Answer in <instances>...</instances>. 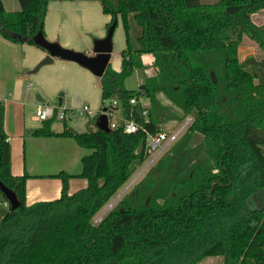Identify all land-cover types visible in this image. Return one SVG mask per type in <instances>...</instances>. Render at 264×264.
I'll return each mask as SVG.
<instances>
[{
	"label": "trees",
	"instance_id": "trees-1",
	"mask_svg": "<svg viewBox=\"0 0 264 264\" xmlns=\"http://www.w3.org/2000/svg\"><path fill=\"white\" fill-rule=\"evenodd\" d=\"M52 1L76 0H18L17 12H6L0 0V37L40 48L32 38L38 32L45 37ZM92 1L110 17L106 31L120 18L125 35L120 70L108 65L99 77L101 101L117 98L121 115L132 114L151 134L167 121L193 120L93 224L146 160L145 133L126 134L121 127L103 132L91 120L83 132L64 120L62 132L54 133L56 118L42 121L31 136L70 138L92 151L80 159L76 176L86 186L68 194L75 176L60 171L49 176L61 181L60 196L27 205L30 176L10 172L0 104V182L19 201L0 220V264H198L210 257H221L222 264H264V208L253 206V197L264 194V59H238L243 37L264 54V26L252 21L264 0ZM144 54L152 55L156 74L127 90L124 81L143 68ZM131 98L148 100L147 123L142 106L129 105ZM197 135L201 141L191 145Z\"/></svg>",
	"mask_w": 264,
	"mask_h": 264
},
{
	"label": "crops",
	"instance_id": "crops-1",
	"mask_svg": "<svg viewBox=\"0 0 264 264\" xmlns=\"http://www.w3.org/2000/svg\"><path fill=\"white\" fill-rule=\"evenodd\" d=\"M76 1H82L84 4H89L88 1L91 0ZM63 2L64 1H52L48 4L46 16L44 19L45 38L48 41H56L63 47L86 51L83 53L91 55L92 45L90 40L88 39L89 36H84V41L78 38L79 36H81H78V24L81 25L82 23V25L86 27L88 32H91L93 35H95H92L93 37H95V39H101L106 34L104 27L105 24L110 21V17L103 16L102 14L98 15V13H94L89 7V10L84 8L83 6H79L83 7L82 10H80L78 7L76 8L77 10H72L70 8L62 9L61 7H63ZM1 3L6 12H17L20 10L18 0H1ZM261 11L253 14L252 18L253 16L259 15ZM71 14H73V16L69 17ZM80 16H85V18H80ZM95 17L97 19V22L95 21L96 19H94ZM93 23H95L96 25V29L98 30L97 33L94 31L95 25H93ZM4 53L6 54L5 56L3 55ZM45 56V51H42L41 49H38L32 45L15 44L0 37L1 105L7 98L17 99L19 96L23 95V93H28L29 87L27 84L25 85L28 79L23 73L25 70L29 69L32 72L34 67ZM4 59L7 60L3 61ZM141 60L143 66H146L148 64L152 65L153 57L150 54H144L141 56ZM52 63H57L62 67V75L58 79L54 80L46 78L35 79V84H33L32 82L31 86L35 85L39 90H41L42 88L44 90V83L47 84L46 86L51 87L54 93H56L57 91L59 92L57 105L64 109H69L66 106L67 102L62 95L64 94L62 91L65 90L62 87L66 86L65 82H68V84L75 83L88 86L93 81L90 75L92 73L71 61L53 58ZM4 66L9 75L13 74L15 80L12 88L9 89L7 87L4 88L1 81L2 78H7L1 71L2 67ZM144 72L147 74V69L144 68ZM144 80L140 79L137 84V88L144 83ZM37 95L43 99V102L36 100V104H29L35 108H37L39 105H43L46 102L40 94ZM166 102L168 101L166 100ZM141 105L148 108V100L141 99ZM24 107L25 104L19 103V101L9 103L4 108L3 126L4 131L7 135V141L10 145L11 174L13 176H20L23 173H26L30 176V178L26 180L25 186L26 204L30 205L38 201L54 200L60 196L61 181L59 179L50 178L49 176L55 175L60 171H63L72 176H77L78 174L70 172V166L71 161L73 162L75 160H78V148L80 147L76 143H70L69 138H43L31 136L30 133L33 131V129H38L40 128V126L30 129L26 127L27 124L24 118V113L21 112L24 110ZM115 111L118 115L121 113L119 107L116 108ZM69 120L71 119L65 120L66 123ZM51 128L54 133H60L63 130V128H61L60 130H54L53 125ZM85 186L86 180L73 177L68 181V194H72L80 189H83L85 188Z\"/></svg>",
	"mask_w": 264,
	"mask_h": 264
},
{
	"label": "rangeland",
	"instance_id": "rangeland-1",
	"mask_svg": "<svg viewBox=\"0 0 264 264\" xmlns=\"http://www.w3.org/2000/svg\"><path fill=\"white\" fill-rule=\"evenodd\" d=\"M91 1H88L89 4H84L82 1H80V2L64 1L63 7H61V8L62 9L63 8H70L72 10H77L76 9L77 7L80 10H82L83 7L88 9V10L90 8L94 13H98V15L102 14L103 16H108V15L103 14L101 7H100V4L98 2H96V1L91 2ZM218 1L219 0H199V2L201 4H214ZM79 6H83V7H79ZM52 11H51V13H52ZM72 16H73V14H71L69 17H72ZM80 18H85V16H83V17L80 16ZM63 19H64V17H63ZM94 19H96V17ZM95 21L97 22V19ZM252 21H254L256 25L258 24L259 26H261V25L264 26V10H262L259 15L253 16ZM93 25H95V23H93ZM104 28H105L104 30L106 31V24H105ZM62 31H63V29H62ZM94 31L96 33L98 32V30L96 29V25L94 26ZM105 31H104V33H105ZM79 35H81V36H79ZM86 35L89 36L88 39L90 40L91 45L93 46V42H94V40H96L95 37H93L95 35H93L91 32H88V30L86 29V27L84 25H82V23H81V25L78 24V36H79L78 38L80 40L84 41L85 40L84 36H86ZM51 42H56V41H51ZM15 44H26V43H15ZM64 48H67V47H64ZM124 48H125V35H124V30L122 27L121 20H120V18H118L116 26L114 28L113 35H112V57H111V60L109 63L110 68L114 71L120 70V63H121L120 52ZM38 49H40V48H38ZM67 49H71V48H67ZM41 50L44 51L43 49H41ZM71 50L78 51V52H86V51H80L77 49H71ZM238 50H239L238 59H240L241 63H244L249 58H253L256 61H260V60L264 59V54L262 53V51L257 47V45L254 42H252L247 37H243ZM3 55L5 56L6 54L4 53ZM6 60L7 59H4L3 61H6ZM244 66L246 68L251 67L250 65H247V63ZM144 68L147 69V71H148L147 74L144 72ZM1 71L7 77V78H2V80H1L3 87L4 88L7 87L8 89L12 88L14 81H15L13 74L9 75L8 71L5 69V66L2 67ZM23 74H25L26 78L28 79L27 82L25 83V85L27 84L29 87L28 93L27 94L23 93V95L19 96L17 99L7 98L3 101L2 106L5 108L9 103L17 102V101H19V103H24L25 107H24V110L21 112L24 113V118H25L26 124H27L26 127L28 129L37 128L38 126L42 125V122H39L34 118L36 108L32 107L29 104L30 103L36 104V102H37L36 101V95L40 94L44 98V100L46 101L44 103V105H55V104L57 105L58 98H59L58 97L59 92L57 91L56 93H54L52 91L51 87H47L46 86L47 84H45V83H44V90H43V88L41 90H39L35 85H33V84H35V79H39V78H46V79H53V80L58 79L62 75V67L59 66L57 63H50V64L43 65L36 72H31V70L29 69V70H25ZM155 74H156V69L152 65H149V64L146 66H143L142 69H137V70L135 69L132 72V74H130L125 79L124 87L127 90H135L137 88V84L140 81V79L144 80V79H146L145 77H150V76L152 77ZM90 75H91L93 81L88 86H86L84 84H75V83L74 84H68V82H65L66 86L62 87L65 89V90L63 89L64 91H62L64 93L62 95L64 96V98L67 102L66 106L69 109H80V108H82L83 105H87L91 111L95 112L93 114V117H92V118H95L98 116V113L103 109V107H107L109 105V102L111 99L106 100V101H101L100 88H99V78L94 76L93 74H90ZM32 82H33V84H32L33 86H31ZM157 97L162 104L169 105V103L166 102V99L164 98V96L162 94H158ZM113 100L118 102L117 98H113ZM171 109H172V111H176V113L181 115L180 111H178V109H176L175 107L171 106ZM188 117H192V116H188ZM186 118H184L180 121L171 120V121H167L165 123H162L158 126L159 131L165 132L168 134H170L171 132H175L177 129L180 128V126H182V124L185 122ZM89 120H91V119L88 118L86 115H82V116L78 117L77 119H71V120L67 121V126L71 127L72 129H74L78 132H83V131L87 130V125H88ZM52 125H53L54 130H60L61 128H63V121L57 120ZM186 129L187 128L185 127L183 132H181L180 136L186 131ZM201 139H202V136L197 135L194 138V140L192 141L191 145L198 144L201 141ZM69 141H70V143H73V144L75 143L74 140H72V139H70ZM78 149H79L78 160H75L73 162L71 161V166H70L71 167L70 172H72L74 174H79L81 171L80 158L82 156L88 155L92 152L89 149H84V148H78ZM147 160L148 159H146L142 164L135 167V170H134L133 174L130 176V178L128 179V181L113 195V197L108 201V203L105 204L98 211V213L93 217V219H92L93 224H98L100 222V220L102 219V217L109 210L114 208L117 205V203L125 195H127L131 191L133 186L135 184H137L140 181V179H142L144 177V175L146 174L145 172L148 169H150L149 168L150 166H149L148 168L143 170L145 164L147 163ZM67 172H69V171H67ZM253 202H254L253 206L264 208V194H259V195L254 196ZM109 205H111V206H109ZM6 211L7 210H5V209L0 210V218H2L5 215ZM198 264H222V258L221 257H213V258L210 257V258L204 259L203 261H201Z\"/></svg>",
	"mask_w": 264,
	"mask_h": 264
},
{
	"label": "built area",
	"instance_id": "built-area-1",
	"mask_svg": "<svg viewBox=\"0 0 264 264\" xmlns=\"http://www.w3.org/2000/svg\"><path fill=\"white\" fill-rule=\"evenodd\" d=\"M109 104L112 107H119V102H116L113 99L110 100ZM137 104L141 105V99L140 100L136 98L129 99L130 106H135ZM112 107L109 110L105 108L106 109L105 112H103V109H102L98 113V116L102 113L106 115L108 119L109 129L112 130V129L121 127L123 129V132L126 134L135 133L139 130L145 133V154L147 156L146 159L148 160L143 170H145L149 166L150 167L153 166L157 162V160L163 155V153L167 151L177 141L181 132H183L185 127L187 128V126L193 120V117H187L185 119V122L182 124V126H180V128L177 129L175 132H171L170 134L161 132V131L155 134H151L145 130L143 125L138 124L132 118V114H130L131 118L126 119L121 115V113L118 115L116 111L112 109ZM94 113L95 112L91 111L87 105H83L82 108L80 109H64L56 104L55 105H44L43 104V105H39L36 108L34 118L39 122L50 119L52 117H55L56 120L58 121H64L67 119H77L78 117L82 115H86L88 118L91 119V121L95 122L98 116L95 118H92ZM141 115L145 118V123H147L148 122L147 111L145 110L144 106H142ZM1 209H5L7 211L9 209V204L5 199L0 201V210ZM2 218H0V220Z\"/></svg>",
	"mask_w": 264,
	"mask_h": 264
},
{
	"label": "water",
	"instance_id": "water-1",
	"mask_svg": "<svg viewBox=\"0 0 264 264\" xmlns=\"http://www.w3.org/2000/svg\"><path fill=\"white\" fill-rule=\"evenodd\" d=\"M115 26L116 22H113L112 25L107 29L103 38L94 40L91 49V55L64 48L57 42L48 41L42 33H36L32 40L36 45L46 52V56L34 67L32 72L38 71L39 68L45 64L52 63L53 58H59L61 60L74 62L90 71L94 76L98 78L101 77L104 74L111 58L112 35ZM18 39H20V37H18ZM36 100L43 102V99L38 95H36ZM105 111L106 109L103 108V112ZM95 127L103 132L110 131L108 128V119L104 113L100 114L96 118ZM0 192L8 202L9 208L11 210H15L19 207V201L17 200L14 192L4 186L1 182Z\"/></svg>",
	"mask_w": 264,
	"mask_h": 264
},
{
	"label": "bare ground",
	"instance_id": "bare-ground-1",
	"mask_svg": "<svg viewBox=\"0 0 264 264\" xmlns=\"http://www.w3.org/2000/svg\"><path fill=\"white\" fill-rule=\"evenodd\" d=\"M109 206H111V205H109Z\"/></svg>",
	"mask_w": 264,
	"mask_h": 264
}]
</instances>
